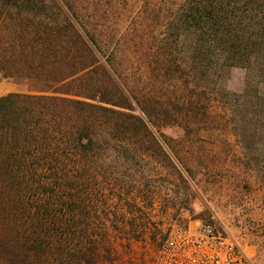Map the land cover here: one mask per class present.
<instances>
[{
  "label": "trees",
  "instance_id": "obj_1",
  "mask_svg": "<svg viewBox=\"0 0 264 264\" xmlns=\"http://www.w3.org/2000/svg\"><path fill=\"white\" fill-rule=\"evenodd\" d=\"M149 6L0 0V74L30 91L0 97V264H97L111 213L101 196L140 190L139 161L175 169L160 128L210 135L211 66L245 70L224 110L241 138L264 136V0H183L169 26L184 29L191 55L162 68L186 77L176 80L187 94L157 93L152 78L142 94L118 65L150 42L143 20L162 9Z\"/></svg>",
  "mask_w": 264,
  "mask_h": 264
},
{
  "label": "rangeland",
  "instance_id": "obj_2",
  "mask_svg": "<svg viewBox=\"0 0 264 264\" xmlns=\"http://www.w3.org/2000/svg\"><path fill=\"white\" fill-rule=\"evenodd\" d=\"M129 2L148 3L149 9L155 6L162 12L159 19L150 14L151 22L143 20L153 28L150 42L125 52L118 64L122 74L136 89L144 90L145 79L152 78L157 93L165 88V95L176 90L187 94L183 80H176L186 77L162 68L163 64L185 67L191 55L184 29L174 32L169 26L183 0ZM147 51L151 63L146 62ZM209 71L213 75L201 85L203 104L211 107V136L196 129L185 134L177 125L160 128L159 134L170 139L169 145L162 144L175 169L159 161H139L145 176L140 190L101 196L111 213L103 222L105 240L97 264H151L171 227L209 222L234 237L252 264H264V136L248 132L241 138L231 114L224 110L243 90L245 70L211 66ZM9 93L30 91L26 84L0 74V97Z\"/></svg>",
  "mask_w": 264,
  "mask_h": 264
},
{
  "label": "built area",
  "instance_id": "obj_3",
  "mask_svg": "<svg viewBox=\"0 0 264 264\" xmlns=\"http://www.w3.org/2000/svg\"><path fill=\"white\" fill-rule=\"evenodd\" d=\"M151 264H252L238 241L212 223L173 226L156 247Z\"/></svg>",
  "mask_w": 264,
  "mask_h": 264
}]
</instances>
